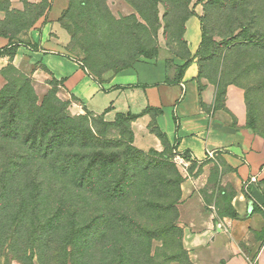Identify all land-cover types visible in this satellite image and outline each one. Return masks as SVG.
<instances>
[{"label":"rangeland","instance_id":"obj_1","mask_svg":"<svg viewBox=\"0 0 264 264\" xmlns=\"http://www.w3.org/2000/svg\"><path fill=\"white\" fill-rule=\"evenodd\" d=\"M10 7L7 0L0 1L2 34L27 29L48 3L37 8L26 4L22 13ZM59 24L69 39V57L93 78L136 63L165 62L168 69L184 64L192 57L191 32L197 31L193 54L198 81L215 89L217 106L228 90L242 96L247 129L264 139V0H69ZM5 74L7 84L0 93L13 90L9 103L25 110L24 124L38 118H62L61 124L74 119L79 132L75 142L68 136L62 144L50 145L78 156V161L104 154L113 162L94 167L96 189L101 187L102 193L84 206L72 196L66 210L76 215L61 221L60 229L54 214L64 191L56 178L43 173L38 196L26 188L28 174L22 177L25 188L19 178L0 190V264H70L66 256L73 250L86 251L85 264H190L177 221L180 186L207 173L200 183L207 187L205 200L220 201L221 162L189 161L165 143L140 149L124 116L108 121L86 110L74 111L72 100L61 99L55 87L43 96L45 87L33 82L29 70L10 67ZM27 200L32 203L28 212L36 216H24ZM101 212H107V220L93 221L92 214ZM225 213H230L226 206L217 210L218 215ZM73 231L82 238L97 233L106 238L85 249Z\"/></svg>","mask_w":264,"mask_h":264},{"label":"crops","instance_id":"obj_2","mask_svg":"<svg viewBox=\"0 0 264 264\" xmlns=\"http://www.w3.org/2000/svg\"><path fill=\"white\" fill-rule=\"evenodd\" d=\"M7 1L14 13L24 12L26 4L37 8L47 2L48 8L27 29L0 33V50L12 51L0 56V89L7 84L8 68L29 70L33 82L45 87L43 96L55 87L61 99L72 100L74 111L86 110L108 121L118 115L139 116L130 127L140 149L165 143L189 161L219 160L220 201L205 200L207 187L200 183L207 173L181 183L177 221L182 248L190 264H248L253 258L264 264V139L247 129L242 96L228 90L217 106L215 89L198 81L193 54L197 31L191 32V62L178 82H173L176 67L168 69L165 62L136 63L98 79L65 50L69 39L59 21L69 0ZM224 205L230 213L218 215Z\"/></svg>","mask_w":264,"mask_h":264},{"label":"trees","instance_id":"obj_3","mask_svg":"<svg viewBox=\"0 0 264 264\" xmlns=\"http://www.w3.org/2000/svg\"><path fill=\"white\" fill-rule=\"evenodd\" d=\"M11 54L12 51L7 48L0 50V56ZM190 62L189 58L181 66H175L177 74L173 82H178L182 78L183 70ZM12 94L13 90L9 88L0 93V190L10 188L12 185L10 183L13 181L17 182L19 178L23 183V188H25L22 177L28 174L29 179L26 188L28 187L27 190L30 191V195L35 192L38 196L43 190L41 187L42 183H39V180L45 176L43 173L56 178L60 182L61 189L64 191L54 214L55 222L59 224L58 229H60L61 221L64 222V220L76 215V213L66 210V206L69 204L72 196H76L75 202L84 206L86 204L91 205L94 201L93 198L102 193L101 187L98 190L96 189L97 181L93 177L94 167L98 165L104 167L106 163H112L113 161L109 160L108 156L104 154H97L90 162H85L82 159L78 161V156L71 154L67 156L63 152H59V147L55 145L51 146L50 144L55 141H59L62 144L68 136L73 138V144L79 136L74 119L65 118L67 123L61 124L60 119L62 118L58 121L54 117L46 119L38 118L34 122L31 120V122L28 121L24 124L22 118L24 117L25 110H22L21 106L17 103H9ZM14 95L19 100V94ZM118 116H124L129 121L139 117L131 114ZM46 136H49L48 139ZM23 205L25 207L23 208L24 216H36V213L32 214L31 211L28 212L29 208L32 207L30 201L27 200ZM76 209V207H73L74 211ZM91 217L95 222H99L100 220L105 222L108 214L107 212H101L99 214H92ZM73 234L78 245L85 249L92 243H97L106 238L104 233H97L92 238H82L83 236L80 234V231H73ZM85 255L86 251L73 250L72 254L66 256V258L70 264H77V257H80L81 260L78 264H85Z\"/></svg>","mask_w":264,"mask_h":264},{"label":"built area","instance_id":"obj_4","mask_svg":"<svg viewBox=\"0 0 264 264\" xmlns=\"http://www.w3.org/2000/svg\"><path fill=\"white\" fill-rule=\"evenodd\" d=\"M208 156L210 157L211 154H208ZM248 264H257L256 258H253L252 260H250Z\"/></svg>","mask_w":264,"mask_h":264}]
</instances>
